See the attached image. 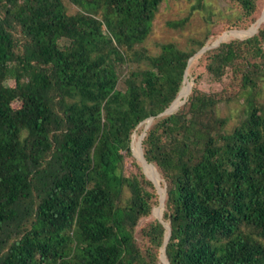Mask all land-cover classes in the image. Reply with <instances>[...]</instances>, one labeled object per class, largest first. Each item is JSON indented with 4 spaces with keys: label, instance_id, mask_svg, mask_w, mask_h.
Wrapping results in <instances>:
<instances>
[{
    "label": "trees",
    "instance_id": "16d2710c",
    "mask_svg": "<svg viewBox=\"0 0 264 264\" xmlns=\"http://www.w3.org/2000/svg\"><path fill=\"white\" fill-rule=\"evenodd\" d=\"M224 1L237 23L152 55L164 0H0V264H264V22L198 57L220 91L190 73L184 103L159 116L189 59L263 12ZM221 103L241 106L230 128ZM150 118L141 147L161 220L131 145Z\"/></svg>",
    "mask_w": 264,
    "mask_h": 264
},
{
    "label": "rangeland",
    "instance_id": "374dc122",
    "mask_svg": "<svg viewBox=\"0 0 264 264\" xmlns=\"http://www.w3.org/2000/svg\"><path fill=\"white\" fill-rule=\"evenodd\" d=\"M196 2L197 0H164L155 15L152 31L143 44L150 54L155 55L159 53L158 44L162 43L172 42L180 49L186 50L189 46L190 39L205 40L207 33H209L211 36L209 40H211L215 35L222 31L224 26L237 23V19L240 17L239 10L233 5L226 3L224 0H203V9L192 12L191 7L196 4ZM263 9L264 1L262 10ZM210 16H212L213 22L209 20ZM186 17H189V21L183 30L170 29L166 25L169 21H178ZM251 27L252 26L247 30H241L239 28L231 29L230 31L220 34L212 43L216 42L226 33L247 32ZM247 36L249 35L241 37L231 36L224 41L233 38L242 39ZM199 56L200 55L193 57L188 67L187 74L189 75L190 73H193L194 76H199L198 85L201 90L205 92L220 91L222 86L213 82L210 76L204 72L202 66L198 65L197 60ZM188 80L193 85L192 78L188 77ZM261 101L264 104V82L261 86ZM240 108L241 106L239 104L231 105L228 108L224 103H221L217 107V112L221 117L228 119V128H230L235 123ZM140 135L135 133V136L132 137V146L135 151L138 149L137 143ZM133 157L136 158L134 153ZM126 162L127 171L130 170L131 160L128 159ZM161 212V209L158 207V209L154 211L153 217L157 218L156 216L161 214Z\"/></svg>",
    "mask_w": 264,
    "mask_h": 264
},
{
    "label": "water",
    "instance_id": "95a60500",
    "mask_svg": "<svg viewBox=\"0 0 264 264\" xmlns=\"http://www.w3.org/2000/svg\"><path fill=\"white\" fill-rule=\"evenodd\" d=\"M261 17H262V22H264V10H263V12H262ZM248 31H249V30H248ZM248 31H247V32H248ZM255 33H256V31H255L254 33H251L250 35H253V34H255ZM220 38H221V37H220ZM219 42H220V41H219V39H218L216 42H214V43H213L212 45H210L209 47H205V48H203L202 50H200L197 54H195V56L203 54V53L206 52L207 50H209V49L215 47L216 44H218ZM193 57H194V56H193ZM193 57L190 58L189 61H188V65H187V68H186L185 73H184V80H185V78H186V76H187V70H188V67H189V65H190V63H191ZM184 80H183V82H184ZM183 103H184V101L182 102V104H183ZM182 104H181V105H182ZM181 105H180V106H181ZM178 108H179V106H178V107H174V105H173V106H171L168 110H166L165 112H163L162 114H160L159 116H164V115H167V114H171L172 112L176 111ZM152 120H153V119L150 118V119L147 121V123H146V125H145V127H144V130H143V133L140 135V137H139V141H138V143H137V144H138L139 156H136V158H137L138 161L142 164L143 167L145 166V164H146V165H149V164L146 163V161L144 160V158H143V156H142L141 142H142V139H143L144 136H145L146 130L148 129V127H149V125H150V123H151ZM134 136H135V133L132 135V137H134ZM131 145H132V143H131ZM133 151H134V150H133V146H132V152H133ZM133 153H134V152H133ZM149 166H150L151 168L154 169L153 166H151V165H149ZM154 170H155V169H154ZM155 172H156V170H155ZM156 174H157V172H156ZM157 175H158V174H157ZM158 177H159V176H158ZM150 180L154 183V185H155L156 188L158 189V194H159V196H160V205H159V209H160V206L163 207V200H164L163 189L160 188V183H156L152 178H150ZM161 189H162V190H161ZM162 211H163V209H162ZM156 217H157L158 219L161 220L162 212H161V214H158ZM166 242H167V239L165 240V244H166ZM162 252H164V248L162 249ZM161 257H162V256H161ZM166 264H167V263H166Z\"/></svg>",
    "mask_w": 264,
    "mask_h": 264
},
{
    "label": "bare ground",
    "instance_id": "6f19581e",
    "mask_svg": "<svg viewBox=\"0 0 264 264\" xmlns=\"http://www.w3.org/2000/svg\"><path fill=\"white\" fill-rule=\"evenodd\" d=\"M264 10V9H263ZM262 17H260V19L258 20L257 24L255 27L253 28H250L248 32H236V33H229V34H225L223 35L219 41H223V40H226L228 37H231V36H234V37H241V36H246V35H250L251 33H254L255 31H257V29L259 28V26L262 24ZM191 88H192V83H190V81L188 80V74L183 82V88H182V91H181V94L178 98V100L173 104L174 107H178L182 104V102L187 98V96L189 95L190 91H191ZM134 150V148H133ZM134 154L135 156H139V151L137 149V151L134 150ZM144 171L146 172L147 176L149 178H152L156 183H159V177L158 175L156 174L155 170L153 168H151L149 165H146L144 166ZM160 209L162 211L163 207L160 206ZM162 260L164 262V264H166V260H165V257L164 255L162 254Z\"/></svg>",
    "mask_w": 264,
    "mask_h": 264
}]
</instances>
